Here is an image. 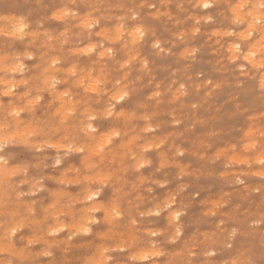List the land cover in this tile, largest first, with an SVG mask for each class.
<instances>
[{
	"label": "rangeland",
	"instance_id": "1",
	"mask_svg": "<svg viewBox=\"0 0 264 264\" xmlns=\"http://www.w3.org/2000/svg\"><path fill=\"white\" fill-rule=\"evenodd\" d=\"M206 1L0 0V264H264V0Z\"/></svg>",
	"mask_w": 264,
	"mask_h": 264
},
{
	"label": "bare ground",
	"instance_id": "2",
	"mask_svg": "<svg viewBox=\"0 0 264 264\" xmlns=\"http://www.w3.org/2000/svg\"><path fill=\"white\" fill-rule=\"evenodd\" d=\"M78 1H79V0H78ZM84 1H86V0H84ZM94 1H95V0H94ZM164 1H166V0H164ZM173 1H174V0H173ZM192 1H193V0H192ZM195 1H196V0H195ZM204 1H206V0H204ZM241 1H242V0H241ZM250 1H252V0H250ZM255 1H256V0H255ZM238 2H240V1H238ZM242 2H243V1H242ZM244 2H245V1H244ZM68 3H69V2H68ZM169 3H170V2H169ZM180 3H181V2H180ZM189 3H190V2H189ZM204 3H207V1L204 2ZM204 3H203V4H204ZM216 3H217V2H216ZM263 3H264V1H263ZM94 4H95V3H94ZM130 4H131V3H130ZM130 4H129V5H130ZM132 4H133V3H132ZM162 4H163V3H162ZM166 4H168V3L166 2L165 5H166ZM194 4H195V3H194ZM201 4H202V3H201ZM217 4H218V3H217ZM225 4H227V3H225ZM257 4H258V2L256 1V5H257ZM259 4H262V3H260V1H259ZM96 5H97V4H96ZM123 5H125V4L123 3ZM199 5H200V4H199ZM208 5H209V4H208ZM241 5H242V3H241ZM256 5H255V3H254V13H252V12H251V13H252L253 15H255V14H257V15H255V17L253 16L254 18H252V15H251V13H250V15H251V21H252V19H253L254 21H255V20L257 21V20H259V19L261 18V20L258 21L259 24H260V21L263 22V21H262V17H263V16H262V17H258V16H259L260 14H264V13L262 12V13L258 14L257 6H256ZM97 6H100V5H97ZM115 6H116V5H115ZM137 6H138V5H137ZM148 6H149V5H148ZM148 6L146 5V7H148ZM179 6H180V5H179ZM234 6H235V5H234ZM245 6H246V5H245ZM249 6H250V5H249ZM259 6H261V5H259ZM89 7H90V6H89ZM113 7H114V6H113ZM140 7H141V6H140ZM149 7H151V6H149ZM175 7H176V6H175ZM252 7H253V5H252ZM69 8H70V7H69ZM116 8H117V6H116ZM202 8H203V7H202ZM231 8H232V7H231ZM238 8H239V7H238ZM258 8H259V7H258ZM62 9H63V8H62ZM118 9H119V8H118ZM165 9H166V8H165ZM259 9H260V8H259ZM60 10H61V9H60ZM71 10H72V9H71ZM148 10H149V9H148ZM234 10H235V9H234ZM245 10H246V9H245ZM255 10L257 11L256 13H255ZM261 10H262V9H261ZM62 11H63V10H62ZM166 11H167V10H166ZM239 11H240V10H239ZM124 12H125V11H124ZM131 12H132V11H131ZM131 12H130V14L133 15V13H131ZM59 13H61V12H59ZM68 13H69V12H68ZM71 13H72V12H71ZM77 13H78V12H77ZM218 13H220V12H218ZM62 14H63V13H62ZM62 14H61V15H62ZM72 14H73V13H72ZM72 14H71V15H72ZM74 14H75V13H74ZM135 14H136V13H135ZM246 14H248V12H247ZM65 15H67V14H65ZM80 15H81V14H80ZM189 15H190V14H189ZM125 16H126V15H125ZM136 16H137V15H136ZM136 16H135V17H136ZM166 16H167V15H166ZM206 16H207V15H206ZM3 17H4V16H3ZM10 17H11V16H10ZM52 17H53V16H52ZM86 17H87V16H86ZM107 17H108V16H107ZM119 17H122V16L120 15ZM129 17H131V16H128V18H129ZM132 17H133V16H132ZM153 17H154V16H153ZM187 17H188V16H187ZM204 17H205V16H204ZM5 18H6V17H5ZM12 18H13V17H12ZM63 18H64V17H63ZM65 18H66V17H65ZM105 18H106V17H105ZM123 18L125 19V17H123ZM123 18H122V19H123ZM128 18H127V19H128ZM233 18H234V17H233ZM242 18H243V17H242ZM55 19H56V18H55ZM77 19H78V18H77ZM86 19H87V18H86ZM89 19H90V18H89ZM98 19H99V18H98ZM110 19H111V18H110ZM119 19L121 20V18H119ZM119 19H118V21H119ZM127 19H125V20H127ZM169 19H170V18H169ZM82 20H83V19H82ZM87 20H88V19H87ZM114 20H115V18H114ZM129 20H130V19H129ZM231 20H232V19H231ZM233 20H234V19H233ZM5 21H6V20H5ZM13 21H14V20H13ZM18 21H19V20H18ZM90 21H91V20H90ZM118 21H117V23H118ZM122 21H124V20H122ZM192 21H193V20H192ZM19 22H20V21H19ZM37 22H38V21H37ZM76 22H77V21H76ZM80 22H82V21H80ZM80 22H79V23H80ZM91 22H92V21H91ZM124 22H125V21H124ZM124 22H123V23H124ZM181 22H182V21H181ZM194 22H195V21H194ZM17 23H18V22H17ZM92 23H93V22H92ZM97 23H98V22H97ZM123 23H122V24H123ZM195 23H196V22H195ZM229 23H231V22H229ZM239 23H240V22H239ZM254 23H255V22H254ZM12 24H13V22H12ZM12 24H11V25H12ZM38 24H39V22H38ZM65 24H66V23H65ZM256 24H257V23H256ZM262 24H263V23H262ZM14 25H15V23H14ZM25 25H26V24H25ZM36 25H37V24H36ZM39 25H40V24H39ZM79 25H80V27H81V24H79ZM85 25H86V24H85ZM112 25H113V24H112ZM120 25H121V24H120ZM126 25H128V24H126ZM231 25H232V24H231ZM250 25H251V24H250ZM257 25H258V24H257ZM263 25H264V24H263ZM2 26H3V25H2ZM4 26H5V24H4ZM16 26H18V25H16ZM19 26L21 27V25H19ZM19 26H18V27H19ZM22 26H23V25H22ZM37 26H38V25H37ZM86 26L88 27L89 25H86ZM86 26H85V27H86ZM107 26H109V25H107ZM116 26H119V23H118V25H116ZM123 26H124V24H123ZM134 26H135V25H134ZM134 26H133V27H134ZM197 26H198V25H197ZM251 26H252V25H251ZM251 26H250V27H251ZM254 26H255V25H254ZM13 27H14L15 29L18 28V27H15V26H13ZM13 27H12V28H13ZM20 27H19V29H21ZM23 27H24V26H23ZM75 27H76V26H75ZM80 27H79V29H80ZM110 27H111V26H110ZM120 27H121V26L118 27L119 30L121 29ZM124 27H125V26H124ZM133 27H131V28H133ZM137 27H139V25H137L136 28H137ZM192 27H193V26H192ZM260 27H261V26H260ZM12 28H11V29H12ZM65 28H66V27H65ZM68 28H69V27H68ZM114 28L116 29V27H114ZM129 28H130V27H129ZM129 28H128L126 31H130L131 29H129ZM11 29H10V30H11ZM23 29H24V28H23ZM23 29H22V30H23ZM71 29H72V28H71ZM109 29H110V28H109ZM133 29H135V28H133ZM139 29H140V28H139ZM193 29L196 30L195 27H194ZM225 29H226V28H225ZM227 29H228V28H227ZM252 29H253V28H252ZM16 30H18V29H16ZM99 30H100V29H99ZM112 30H113V28L111 27L110 31H112ZM119 30H118V31H119ZM135 30H137V29H135ZM141 30H143V29L141 28L139 31H136L137 33H139L138 35H140V33H141L140 31H141ZM191 30H192V29H191ZM220 30H221V29H220ZM223 30H224V29H223ZM253 30H254V29H253ZM261 30H262V29H261ZM11 31L14 33V30H11ZM18 31H19V30H18ZM63 31H64V30H63ZM120 31H122V30H120ZM120 31H119L118 35H119L120 33H122V32H120ZM126 31H125V32L123 31L124 34L122 33V35H123V36H122V39L120 38V40H121V41L123 40L124 43H125V39L127 38V37H126V38L124 37V36H126V34H127ZM143 31H144V30H143ZM147 31H148V30H147ZM225 31H226V30H225ZM246 31H247V29H246ZM254 31H255V30H254ZM8 32H9V31H8ZM20 32H21V31H19V32L15 31V33H17V34L20 33ZM23 32H24V30H23ZM23 32H22V33H23ZM41 32H42V31H41ZM51 32H55V30H54V31H51ZM134 32H135V31H134ZM145 32H146V30H145ZM145 32H144V34H145ZM203 32H204V31H203ZM233 32H234V31H233ZM249 32H251V30H250ZM252 32H253V31H252ZM22 33H21V34H22ZM86 33H87V32H86ZM103 33H104V32H103ZM116 33H117V30H116ZM137 33H136V34H137ZM178 33H179V32H178ZM193 33H194V32H193ZM193 33H192V34H193ZM205 33H206V32H205ZM212 33H213V31H212ZM229 33H230V32H229ZM240 33H241V32H240ZM11 34H12V33H11ZM21 34H20V35H21ZM23 34H24V33H23ZM43 34H44V33H43ZM51 34H55V33H51ZM61 34H62V33H61ZM70 34H71V33H70ZM88 34H89V32H88ZM104 34H105V33H104ZM108 34H110V33L108 32ZM131 34H132V35H131ZM131 34H130V32H129V35L132 36V38H133L134 40L137 41V42H134V44H133V45L135 46V43H139L141 40H139V41L137 40L138 37L135 36V33H134V35H133V33H131ZM208 34H210V32H209ZM232 34H233V33H232ZM12 35H13V34H12ZM20 35H19V36H20ZM118 35H114V36H118ZM142 35H143V34H142ZM142 35H141V37H142ZM242 35H243V34H242ZM261 35H262V34H261ZM0 36H1V35H0ZM15 36H16V35H15ZM21 36H22V35H21ZM103 36H104V35H103ZM119 36H120V35H119ZM133 36H135V37H137V38L135 39V37H133ZM218 36H219V35H218ZM234 36H235V35H234ZM247 36H248V33L246 34V37H247ZM24 37H25V36H24ZM64 37H66V36H64ZM143 37H144V35H143ZM143 37H142V38H143ZM259 37H260V36H259ZM18 38H19V37H18ZM86 38H87V37H86ZM114 38H116V37H114ZM129 38H130V37H129ZM206 38L208 39V37H206ZM241 38H242V37H241ZM48 39H49V38H48ZM87 39H88V38H87ZM130 39H131V38H130ZM133 39H132V41H133ZM139 39H140V38H139ZM32 40H33V39H32ZM120 40L118 41V40L116 39L115 41L120 42ZM217 40H218V39H217ZM261 40H262V39H261ZM55 41H56V40H55ZM79 41H80V40H79ZM82 41H83V40H82ZM127 41H128V40H127ZM127 41H126V42H127ZM132 41H131V43H133ZM155 41H156V40H155ZM205 41H206V40H205ZM255 41H256V40H255ZM258 41H260V40H258ZM102 42H104V41H102ZM118 42H117V43H118ZM152 42H153V41H152ZM121 43L124 45L123 42H121ZM127 43H128V42H127ZM156 43H157V42H156ZM215 43H216V42H215ZM215 43H214V44H215ZM258 43H259V42H258ZM100 44H101V43H100ZM112 44H113V43H112ZM226 44H227V43H226ZM49 45H50V44H49ZM84 45H85V44H84ZM88 45H91V44H87V46L85 45L84 47L87 48ZM120 45H121V44H120ZM131 45H132V44H131ZM131 45H130V47L128 46L129 48H128V47H127V48L130 49V48H131ZM136 45H137V44H136ZM229 45H230V44H229ZM252 45H253V42H252ZM257 45L259 46V44H257ZM92 46H93V45H92ZM99 46H100V45H99ZM101 46H102V45H101ZM110 46H111V45H110ZM124 46H125V45H124ZM153 46L155 47V45H153ZM208 46H209V45H208ZM250 46H251V45H250ZM261 46H262V45H261ZM93 47L96 48L95 45H94ZM102 47H104V46H102ZM120 47H121V46H120ZM236 47H237V46H236ZM77 48H78V47H77ZM125 48H126V47H125ZM71 49H72V48H71ZM71 49H70V50H71ZM87 49H88V48H87ZM110 49H111V48H110ZM110 49H108V50H110ZM160 49H161V48H160ZM227 49H228V48H227ZM248 49H249V47H248ZM248 49H247V50H248ZM263 49H264V48H263ZM29 50H30V49H29ZM77 50H78V49H77ZM101 50H102V49H101ZM101 50H99V51L101 52ZM136 50H138V49H136ZM93 51H94V50H92V52H93ZM95 51H96V50H95ZM102 51H103V50H102ZM112 51H113V50H112ZM124 51H127V49H126V50L124 49ZM128 51L131 52V50H128ZM183 51H186V49L183 50ZM187 51H188V50H187ZM187 51H186V52H187ZM237 51L239 52V50H237ZM252 51H253V47H252ZM252 51H250V52H249L250 54H248V56H247V59H248V60H249V58H251V56L255 55V53H254L255 50H254L253 52H252ZM72 52H73V51H72ZM86 52H87V51L85 50V53H86ZM92 52H90V53H92ZM100 52H98V54H99ZM13 53H14V52H13ZM61 53H62V52H61ZM74 53H75V52H74ZM82 53H83V52H82ZM95 53H96V52H95ZM110 53H111V52H110ZM131 53H133V52H131ZM135 53H136V52H135ZM135 53H134V54H135ZM187 53H188V52H187ZM190 53H191V52H190ZM190 53H189V54H190ZM211 53H212V52H211ZM230 53H231V52H230ZM245 53H246V52H245ZM257 53H258V52H257ZM75 54H77V53H75ZM86 54H87V53H86ZM96 54H97V53H96ZM111 54H112V53H111ZM157 54H158V53H157ZM180 54H181V53H180ZM191 54H192V53H191ZM237 54H238V53H237ZM15 55H16V54H15ZM17 55H19V54L17 53ZM21 55H22V54H21ZM25 55H26V54H25ZM78 55L80 56L81 54L79 53ZM104 55H105V54H104ZM106 55H107V54H106ZM106 55H105V56H106ZM109 55H110V54H109ZM132 55H133V54H132ZM230 55H231V54H230ZM243 55H244V54H243ZM263 55H264V54H263ZM6 56H7V55H6ZM128 56H129V54H128ZM133 56H134V55H133ZM235 56H236V55H235ZM2 57H3V56H2ZM50 57H51V56H50ZM97 57H99V56H97ZM103 57H104V56H102V59H106V58H103ZM106 57H108V56H106ZM236 57H237V56H236ZM242 57H243V56H242ZM248 57H249V58H248ZM54 58H57V57H54ZM99 58H101V56H100ZM129 58H130V59L132 58L131 55L129 56ZM234 58H235V57H234ZM254 58H255V57H254ZM49 59H50V58H49ZM132 59H133V58H132ZM45 60H46V59H45ZM143 60L145 61V59H143ZM231 60H232V57H231ZM260 60H262V59H260ZM37 61H38V60H37ZM49 61H50V60H49ZM51 61H52V60H51ZM54 61H55V60H54ZM92 61H93V60H92ZM132 61H133V60H132ZM135 61H136V60H135ZM140 61H141V60H140ZM3 62H4V61H3ZM62 62H63V61H62ZM75 62H77V61L75 60ZM126 62H127V61H126ZM254 62H256V61H254ZM17 63H18V62H17ZM51 63H53V62H51ZM113 63H115V62H113ZM133 63H134V62H133ZM247 63H248V62H247ZM252 63H253V62H252ZM257 63H258V62H257ZM65 64H66V63H65ZM76 64L79 65L78 62H77ZM103 64H104V63H103ZM255 64H256V63H255ZM15 65H16V64H15ZM15 65H14V66H15ZM50 65H52V64H50ZM88 65H90V64H88ZM250 65H253V64L250 63ZM23 66H24V64H23ZM66 66H67V65H66ZM118 66H119V65H118ZM259 66H260V65H259ZM73 67H74V66H71V70H74V72H75L77 69H74ZM99 67H100V66H99ZM102 67H103V66H102ZM102 67H101V68H102ZM125 67H126V65H125ZM128 67H129V66H128ZM223 67H224V66H223ZM256 67H257V66H256ZM46 68H48V67H46ZM51 68H52V70L54 69L53 67H51ZM55 68H56V67H55ZM75 68H76V67H75ZM120 68H121V67H120ZM250 68H251V67H250ZM250 68H249V69H250ZM12 69H13V68H12ZM104 69H105V68H104ZM104 69H103V71H101V72H104ZM251 69H252V68H251ZM255 69H257V68H255ZM47 70H48V69H47ZM67 70L69 71L70 69H67ZM78 70L80 71L79 68H78ZM83 70H84V69H83ZM83 70H81V71H83ZM99 70H101V69H99ZM99 70H96V71H99ZM105 70H106V69H105ZM113 70H114V69H113ZM11 71H13V70H11ZM18 71H19V70H18ZM18 71H17V72H18ZM44 71H46V69H45ZM68 71H67V72H68ZM127 71H128V70H127ZM127 71H126V72H127ZM173 71H174V70H173ZM20 72H21V71H20ZM46 72H47V71H46ZM48 72H49V71H48ZM71 72L73 73V71H71ZM71 72H70V73H71ZM94 72H95V71H94ZM94 72H93V73H94ZM105 72H106V71H105ZM18 73H19V72H18ZM43 73H44V72H43ZM52 73H53V72H52ZM78 73H79V72H78ZM96 73H97V72H96ZM99 73H100V71H99ZM40 74H41V72H40ZM126 74H128V73H126ZM252 74H253V73H252ZM259 74H260V73H259ZM17 75H18V74H17ZM43 75H44V74H43ZM97 75H98V74H97ZM101 75H102V73H101ZM94 76H96V75H94ZM103 76H104V74H103ZM105 76H106V75H105ZM36 77H37V76H36ZM40 77H44V76L40 75V76L38 77V79H39ZM71 77H72V76H71ZM87 77H88V78H91V77H89V76H87ZM3 78H4V77H3ZM45 78H46V77H45ZM77 78H78V77H77ZM84 78H85V77H84ZM50 79H51V81H52V78H50ZM93 79H94V78H93ZM115 79H116V78H115ZM120 79H121V78H120ZM263 79H264V78H263ZM4 80H5V79H4ZM23 80H24V79H23ZM23 80H21L22 83H25V81H23ZM30 80H31L32 82L34 81L32 78H31ZM35 80H36V79H35ZM105 80H106V78H104V81H105ZM8 81H9V80H8ZM31 81H30V82H31ZM41 81H42V80H41ZM53 81H54V80H53ZM80 81H81V80H80ZM98 81H99V80H98ZM124 81H125V80H124ZM35 82H37V81H35ZM81 82H82V81H81ZM81 82H80V83H81ZM126 82H127V81H126ZM263 82H264V80H263ZM2 83H3V82H2ZM11 83L13 84V82H11ZM11 83H7V84L4 83V85H5V84L8 85V84H11ZM14 83H15V82H14ZM18 83H19V82H18ZM26 83H27V82H26ZM51 83H52V82H51ZM55 83H56V82H55ZM77 83H78V85H79V82H77ZM105 83H106V82H105ZM15 84H16V83H15ZM38 84H39V82H38ZM38 84H36L37 87H39ZM42 84H43V82H42ZM103 84H104V82H103ZM213 84H214V83H213ZM217 84H219V83H217ZM2 85H3V84H2ZM16 85H17V84H16ZM20 85H22V84H20ZM20 85H19V86H20ZM52 85H53V83H52ZM98 85H99V86H102L101 84H98ZM17 86H18V85H17ZM19 86H18V87H19ZM53 86H54V85H53ZM197 86H198V85H197ZM201 86H202V85H201ZM11 87H12V86H11ZM55 87H56V86H55ZM85 87H86V86H85ZM94 87H95V86H94ZM210 87H211V86H210ZM40 88H42V87H40ZM117 88H118V87H117ZM122 88H123V87H122ZM197 88H198V87H197ZM2 89H3V88H2ZM64 89H65V88H64ZM123 89H124V88H123ZM88 90H89V89H88ZM91 90H95V88L93 89V88L91 87ZM115 90H116V89H115ZM10 91H11V90H10ZM10 91H9V93H10ZM119 92H120V91H119ZM157 92H158V91H157ZM182 92H183V91H182ZM64 93H66V92H64ZM96 93H97V92H96ZM122 93H123V92H122ZM122 93H121V94H122ZM153 93H155V92H153ZM185 93H186V92H185ZM2 94H3V92L1 93V95H2ZM26 94H27V93H26ZM78 94H79V93H78ZM108 94H109V92H108ZM205 94H206V93H205ZM7 95H8V94H7ZM56 95H57V94H56ZM58 95H59V94H58ZM64 95H65V94H64ZM109 95H110V94H109ZM114 95H115V94H114ZM117 95H118V94H117ZM122 95H123V94H122ZM8 96L10 97V96H11V93H10V95H8ZM24 96H25V95H24ZM79 96H80V95H79ZM110 96L114 98V96H112V95H110ZM119 96H120V95H119ZM119 96H118V97H119ZM126 96H127V95H126ZM173 96H174V95H173ZM118 97H117V98H118ZM263 97H264V95H263ZM42 98H43V97H42ZM70 98H71V97H70ZM117 98H114V99L117 100ZM176 98H177V97H176ZM110 99H111V98H110ZM47 100H48V99H47ZM57 100H58V99H57ZM57 100H56V101H57ZM60 100H61V99H60ZM69 100H70V99H69ZM102 100H103V99H102ZM111 100H112V99H111ZM54 101H55V100H54ZM58 101H59V100H58ZM58 101H57V103H58ZM117 101H118V100H117ZM119 101H120V100H119ZM115 102H116V101H115ZM115 102H114V103H115ZM173 102H174V101H173ZM30 104H31V103H30ZM30 104H29V105H30ZM52 105H53V104H52ZM70 105H71V104H70ZM76 105H77V104H76ZM76 105H73V107L76 106ZM195 105H196V104H195ZM29 107H30V106H29ZM50 107H51V104H50ZM13 108H14V107H13ZM90 108H91V107H90ZM142 108H143V107H142ZM36 109H37V108H36ZM73 109H75V108H73ZM91 109H93V108H91ZM99 109H100V108H99ZM107 109H108V108H107ZM55 110H56V109H55ZM84 110H85V108H84ZM13 111H14V110H13ZM13 111H11V112H13ZM68 111H69V110H67V112H68ZM107 111H108V110H107ZM53 112H54V111H53ZM65 112H66V111H65ZM67 112H66V113H67ZM108 112H109V111H108ZM168 112H169V111H168ZM63 113H64V112H63ZM171 113H172V112H171ZM185 114H186V113H185ZM15 115H17V114H15ZM62 115H66V114H62ZM62 115H61V117H66V116H62ZM25 116H26V115H25ZM106 116H107V115H106ZM115 116H116V115H115ZM170 116H171V115H170ZM31 117H32V116H31ZM258 117H260V116H258ZM24 118L26 119V117H24ZM193 118H194V117H193ZM63 119H64V118H63ZM67 119H68V118H67ZM67 119H66V120H67ZM250 119H251V117H250ZM81 120H82V119H81ZM255 120H256V119H255ZM248 121H249V120H248ZM259 121H260V120H259ZM116 122H117V121H116ZM195 122H196V121H195ZM70 123H71V122H70ZM258 123H259V122H258ZM79 124H80V123H79ZM175 124H176V123H175ZM171 125H173V124H171ZM262 125H263V124H262ZM155 126H156V125H155ZM255 126H256V125H255ZM11 127H12V126H11ZM59 127H60V126H59ZM88 128H89V127L87 126L86 129L88 130ZM157 128H158V127H157ZM42 129H43V128H42ZM89 129H90V131L93 130V128H89ZM238 129H239V128H238ZM95 130H96V129H95ZM248 130H251V129H248ZM248 130H247L246 132H248ZM28 131L30 132V130H28ZM82 131H83V130H82ZM88 131H89V130H88ZM244 131H245V130H244ZM12 132H13V131H12ZM26 132H27V131L25 130V131L23 132V135H24V133H26ZM111 132H112V131H111ZM131 132H132V131H131ZM216 132H217V131H216ZM246 132H245V134H246ZM88 133H89V132H88ZM106 133H107V132H106ZM117 133H118V132H117ZM21 134H22V133H21ZM29 134H31V133H29ZM34 134H35V133H34ZM34 134H33V135H34ZM102 134H103V133H102ZM108 134H109V132H108ZM247 134H248V133H247ZM27 135H28V134H27ZM110 135H111V133H110ZM249 135H252V134L250 133ZM8 136L10 137L11 135H8ZM64 137H65V136H64ZM102 137H103V135H102ZM104 137H105V136H104ZM1 138H2V137H1ZM145 138H146V137H145ZM65 139H66V138H65ZM154 139H155V138H154ZM239 139H240V138H239ZM82 140H83V139H82ZM101 140H102V139H101ZM103 140L105 141L106 139L103 138ZM131 140H132V139H131ZM4 141H5V139H4ZM40 141H41V140H40ZM60 141H61V140H60ZM0 142H1V141H0ZM247 142H248V141H247ZM252 142H253V141H252ZM252 142H251V143H252ZM254 142H255V141H254ZM106 143H109V142L107 141ZM106 143H104V144H106ZM146 143H147V142H146ZM160 143H161V142H160ZM249 143H250V142H249ZM16 144H17V143H16ZM53 144H54V143H53ZM99 144H100V143H99ZM101 144H103V141L101 142ZM127 144H128V143H127ZM6 145H7V144H6ZM54 145L59 147L60 144L57 143V145H56V144H54ZM54 145H53V147H54ZM114 145H115V144H114ZM242 145H243V144H242ZM3 146H4V145H3ZM3 146H2V147H3ZM48 146H49V145H48ZM62 146H63V145H62ZM112 146H113V145H112ZM141 146H142V145H141ZM245 146H246V145H245ZM247 146H248V145H247ZM253 146H254V145H253ZM78 147H79V146H78ZM78 147H77V148H78ZM116 147H117V146H116ZM232 147H233V146H232ZM62 148L64 149L65 147L63 146ZM68 148H69V147H68ZM246 148H247V147H246ZM78 149H79V148H78ZM78 149H77V150H78ZM116 149H117V148H116ZM174 149H175V148H174ZM229 149H230V148H229ZM239 149H241V148H239ZM58 150H59V149H58ZM65 150H66V149H65ZM70 150H71V149H70ZM80 150H81V149H80ZM95 150H96V149H93L94 153H95ZM222 150H224V149H222ZM232 150H233V149H232ZM75 151H76V150H75ZM101 151H102V150H101ZM143 151H144V150H143ZM233 151H234V150H233ZM242 151H243V150H242ZM77 152L79 153V151H77ZM102 152H103V151H102ZM112 152H113V151H112ZM113 153H114V152H113ZM219 153H221V152L219 151ZM230 153H231V152H230ZM247 153H248V152H247ZM64 154H65V153H64ZM97 154H98V153H97ZM110 154H111V153H110ZM111 155H112V154H111ZM201 155H202V154H201ZM231 155H232V154H231ZM238 155H239V154H238ZM240 155H242V154H240ZM47 156H48V155H47ZM56 156H57V155H56ZM0 157H1V156H0ZM79 157H80V156H79ZM123 157H124V156H123ZM131 157H132V156H131ZM258 157H260V156L258 155ZM89 158H90V157H89ZM89 158H88V160H89L90 162L93 163V161H91ZM105 158H106V157H105ZM210 158H212V157H210ZM213 158H214V157H213ZM245 158H246V157H245ZM2 159H3V158H2ZM113 159H114V158H113ZM232 159H233V158H232ZM234 159H235V158H234ZM234 159H233V160H234ZM257 159H258V158H257ZM259 159H260V158H259ZM52 160H53V157H52ZM56 160H57V159H56ZM56 160H55V161H56ZM236 160H239V159H236ZM246 160H247V159H246ZM37 161H38V160H37ZM53 161H54V160H53ZM80 161H81V160H80ZM105 161H106V159H105ZM113 161H114V160H113ZM140 161H141V160H140ZM224 161H225V160H224ZM239 161H240V160H239ZM86 162H88V161L86 160ZM90 162H88V163H90ZM172 162H173V161H172ZM229 162H230V161H229ZM232 162H233V161H232ZM0 163H1V162H0ZM94 163H95V162H94ZM101 163H102V162H101ZM224 163H225V162H224ZM226 163H227V162H226ZM245 163H246V162H245ZM245 163H244V164H245ZM1 164H2V163H1ZM5 164H6V163H5ZM235 164H237V163H235ZM239 164H240V163H239ZM251 164H252V163H251ZM256 164H257V163H256ZM6 165H7V164H6ZM51 165H52V164H51ZM137 165H138V164H137ZM181 165H182V164H181ZM187 165H188V164H187ZM223 165H224V164H223ZM262 165H263V164H262ZM70 166H71V165H70ZM259 166H260V165H259ZM2 168H3V167H2ZM4 168H5V167H4ZM78 168H79V167H78ZM175 168H176V167H175ZM98 169H99V168H98ZM162 169H163V168H162ZM19 170H20V169H19ZM24 170H25V169H24ZM87 170H88V168H87ZM109 170H110V169H109ZM109 170H108V171H109ZM176 170H177V169H176ZM0 171L2 172L3 170L0 169ZM81 171H82V170H81ZM85 171H86V170H84V172H85ZM90 171H91V170H90ZM238 171H239V170H238ZM3 172H5V171H3ZM8 172H9V171H8ZM8 172H7V173H8ZM10 172H11V171H10ZM10 172H9V173H10ZM100 172H101V171H100ZM186 172H187V171H186ZM91 173H92V172H91ZM97 173L99 174V172H97ZM261 173H262V172H261ZM261 173H260V174H261ZM10 174H11V173H10ZM20 174H22V173H20ZM57 174H58V173H57ZM62 174H63V173H62ZM202 174H203V173H202ZM235 174H236V173H235ZM251 174H252V173H251ZM84 175H85V173H84ZM217 175H218V174H217ZM262 175H263V174H262ZM14 176H15V175H14ZM22 176L24 177V175H22ZM40 176H41V175H40ZM205 176H206V175H205ZM220 176H221V174H220ZM227 176H228V175H227ZM227 176H226V177H227ZM254 176H255V175H254ZM259 176H260V175H259ZM8 177H10V176H8ZM97 177H99V176H97ZM97 177H96V178H97ZM41 178H42V177H41ZM41 178H40V179H41ZM94 178H95V177H94ZM21 179H22V178H21ZM87 179H88V177H87ZM122 180H123V179H122ZM36 181H37V180H36ZM36 181H35V182H36ZM230 181H231V180H230ZM55 182H56V181H55ZM18 184H19V183H18ZM23 184H24V183H23ZM69 184H70V183H69ZM72 184H73V183H72ZM89 184H90V183H89ZM98 184H99V183H98ZM101 184H103V183H101ZM161 184H162V183H161ZM163 184H164V183H163ZM15 186H16V185H15ZM88 186H89V185H88ZM103 186H104V185H103ZM156 186H157V185H156ZM258 186H260V185H258ZM16 187H17V186H16ZM64 187H65V186H64ZM121 188H122V187H121ZM248 188H249V187H248ZM25 189H26V188H25ZM38 190H39V188H38ZM99 190H100V189H99ZM234 190H235V189H234ZM97 192H98V191H97ZM97 192H96V193H97ZM113 192H114V191H113ZM0 193H1V192H0ZM23 193H25V192H23ZM72 193H73V192H72ZM94 193H95V192H94ZM76 194H78V193H76ZM227 194H228V193H227ZM227 194H226V195H227ZM29 195H30V194H29ZM31 195H32V193H31ZM31 195H30V196H31ZM95 195H96V194H95ZM95 195H94V196H95ZM27 196H28V195H27ZM27 196H26V197H27ZM223 196H225V195L223 194ZM21 197H22V196H21ZM35 197H36V196H35ZM115 197H116V196H115ZM86 198H87V197H86ZM90 198H91V197H90V195H89V196H88V199H90ZM113 199H114V198H113ZM172 199H173V198H172ZM204 199H205V198H204ZM204 199H203V200H204ZM0 200H3V198L0 199ZM62 200H63V199H62ZM64 200H65V199H64ZM262 200H263V199H262ZM86 201H87V199H86ZM149 201H150V200H149ZM211 201H212V200H211ZM35 202H36V201H35ZM75 202H76V201H75ZM90 202H91V201H90ZM92 202H93V201H92ZM204 202H205V201H204ZM33 203H34V202H33ZM76 203H79V202L77 201ZM166 203H167V202H166ZM205 203H206V202H205ZM207 203H208V202H207ZM2 204H3V203H2ZM10 204H11V203H10ZM19 204H20V203H19ZM72 204H73V203H72ZM74 204H75V203H74ZM110 204H111V203H110ZM70 205H71V204H70ZM95 205H96V204H95ZM172 205H173V204H172ZM218 205H219V204H218ZM71 206H72V205H71ZM168 206H169V204H168ZM5 207H6V206H5ZM12 207H14V206H12ZM68 207H69V205H68ZM72 207H73V206H72ZM111 207H113V206H111ZM156 207H157V206H156ZM96 208H99V207H95V208H94L93 206H90L87 210L84 211L83 218H84L85 220H87V218H86L87 216L85 217V215H86L85 212L88 213V211H91V210L93 211V210L96 209ZM100 208L103 209L102 206H100ZM115 208H116V206H115ZM117 208H118V207H117ZM117 208H116V210H117ZM126 208H127V207H126ZM128 208H129V207H128ZM208 208H209V207H208ZM63 209H64V208H63ZM101 209H100V210H101ZM104 209H105V208H104ZM236 209H237V208H236ZM72 210H73V209H72ZM116 210H114V211H116ZM4 211H5V210H4ZM27 211H28V210H27ZM94 211H95V210H94ZM98 211H99V209H98ZM110 211H111V213H112V210H110ZM155 211H156V210H155ZM204 211H205V210H204ZM6 212H7V211H6ZM10 212H11V210H10ZM78 212H79V211H78ZM118 212H120V211H118ZM118 212H117V213H118ZM201 212H202V211H201ZM215 212H216V211H215ZM19 213H20V212H19ZM73 213H74V211H73ZM105 213H106V209H105V211H104V214H105ZM113 213H114V212H113ZM117 213L115 212L114 215L117 214ZM149 213H150V212H149ZM149 213H148V214H149ZM204 213H205V212H204ZM216 213H217V212H216ZM34 214H35V213H34ZM77 214H78V213H77ZM118 214H119V213H118ZM118 214H117V215H118ZM146 214H147V213H146ZM151 214H152V213H151ZM182 214H183V213H182ZM213 214H214V213H213ZM213 214H212V215H213ZM7 215H9V214H7ZM78 215H79V214H78ZM105 215H109V214L106 213ZM207 215H208V214H207ZM56 216H57V215H56ZM65 216L67 217V214H66ZM109 216H110V215H109ZM118 216H119V215H118ZM224 216H225V215H224ZM52 217H53V216H52ZM74 217L76 218L77 216L74 215ZM111 217H112V215H111ZM170 217H171V216H170ZM257 217H258V216H257ZM261 217H262V216H261ZM261 217H260V218H261ZM67 218H68V217H67ZM88 218H90V217H88ZM114 218H115V216H114ZM174 218H176L175 215H174ZM53 219H54V217H53ZM92 219H93V218H92ZM168 219L170 220V218H168ZM177 219H178V218H177ZM81 220H82V219H81ZM81 220H80V221H81ZM174 220H175V219H174ZM103 221H104V220H103ZM65 223H66V222H65ZM94 223H95V222H94ZM136 223H137V222H136ZM136 223H135V224H136ZM217 223H218V222H217ZM220 223H221V222H220ZM251 223H252V222H251ZM111 224H112V223H111ZM111 224H110V226H111ZM114 224H115V223H114ZM114 224H112V225L114 226ZM258 224H259V223H258ZM90 225H92V224H90ZM115 225H116V224H115ZM133 225H134V223H133ZM78 226H79V225H78ZM113 226H112V227H113ZM61 227H63V226H61ZM61 227H59V228H61ZM79 227H82V226H79ZM79 227H78L77 229H78V230H79V229L81 230L82 228H79ZM83 228L85 229L84 226H83ZM120 228H121V227H120ZM56 229L58 230V228H56ZM175 229H176V228H175ZM13 230H14V229H13ZM16 230H17V229H16ZM176 230H177V229H176ZM87 231H88V230H87ZM128 231H129V230H128ZM163 231H164V230H163ZM17 232H18V231H17ZM51 232H53V231H51ZM54 232H55V231H54ZM54 232H53V234H54ZM57 232H58V231H57ZM114 232H115V231H114ZM135 232H136V231H135ZM135 232H133V233H135ZM144 232H145V231H144ZM11 233H12V231H11ZM11 233H10V234H11ZM49 233H50V232H49ZM55 233H56V232H55ZM100 233H101V232H100ZM116 233H117V232H116ZM179 233H180V232H179ZM10 234H9V235H10ZM51 234H52V233H51ZM98 234H99V233H98ZM235 234H236V232H235ZM11 235H12V234H11ZM136 235H137V234H136ZM136 235H135V236H136ZM176 235H177V234H176ZM6 236H7V235H6ZM107 236H108V235H106V237H107ZM112 236H113V235H112ZM125 236H127V234H126ZM125 236H124V237H125ZM177 236H178V235H177ZM69 237H70V236H69ZM98 237H99V236H98ZM109 237H111V236H109ZM174 237H175V236H174ZM8 238H9V237H8ZM71 238H72V236H71ZM111 238H112V237H111ZM118 238H119V237H118ZM134 238H135V237H134ZM227 238H228V237H227ZM9 239H10V238H9ZM28 240H29V239H28ZM68 240H69V239H68ZM68 240H66V241H68ZM108 240H109V239H108ZM113 240H114V239H113ZM121 240H123V239H121ZM8 241H9V240H8ZM119 241H120V240H119ZM126 241H127V240H126ZM222 241H223V240H222ZM59 242H60V241H59ZM59 242H58V243H59ZM130 242H131V241H130ZM147 242H148V241H147ZM82 243H83V242H82ZM170 243H171V242H170ZM65 244H66V243H65ZM121 244H122V243H121ZM132 244H133V243H132ZM150 244H151V243H150ZM7 245H8V244H7ZM7 245H4V246L7 247ZM51 245H52V244H51ZM151 245H152V244H151ZM156 245H157V244H156ZM4 246H3V247H4ZM83 246H84V245H83ZM263 246H264V245H263ZM127 247H128V246H127ZM152 248H153V247H152ZM120 249H121V248H120ZM0 250H3V249H0ZM4 250H5V249H4ZM8 250H9V249H8ZM115 250H116V249H115ZM144 250H145V249H144ZM101 251H103V250H101ZM135 251H136V250H135ZM151 251H152V250H151ZM152 252H154V251H152ZM138 253H140V252H138ZM155 253H156V252H155ZM155 253H154V254H155ZM140 254H141V253H140ZM140 254H139V256L142 255V254H141V255H140ZM156 254H158V253H156ZM207 254H208V253H207ZM241 254H242V253H241ZM159 255H160V254H159ZM142 256H143V255H142ZM156 256H157V255H156ZM148 257H149V256H148ZM106 258H108V256H107ZM128 258H129V257H128ZM170 258H171V257H170ZM235 258H236V257H235ZM246 258H247V257H246ZM22 259H23V258H22ZM134 259H135V258H134ZM136 259L138 260V258H136ZM139 260H140V259H139ZM139 260H138V261H139ZM231 260H232V259H231ZM235 260H236V259H235ZM61 261H62V260H61ZM66 261H67V260H66ZM2 262H3V261H2ZM86 262H87V261H86ZM100 262H101V261H100ZM206 262H207V261H206ZM0 263H1V262H0ZM87 263H88V262H87ZM240 263H241V262H240ZM121 264H122V263H121ZM210 264H211V263H210ZM235 264H236V263H235ZM237 264H238V263H237Z\"/></svg>",
	"mask_w": 264,
	"mask_h": 264
},
{
	"label": "snow or ice",
	"instance_id": "3",
	"mask_svg": "<svg viewBox=\"0 0 264 264\" xmlns=\"http://www.w3.org/2000/svg\"><path fill=\"white\" fill-rule=\"evenodd\" d=\"M204 7L207 8V7H209V5H208L207 3H205V4H204ZM261 8L264 9V3L261 4ZM137 31H139V30H137ZM92 50H93L92 47H90V48H88L86 51L91 52ZM66 95H67V94H66ZM124 95H126V93H125ZM124 95L119 96L118 99L123 100V99H124ZM111 114H112V113H111V111L109 110L108 115H111ZM89 127H91V126L89 125ZM117 134H118V133H117ZM59 162H60V161L57 160V163H59ZM117 214H118V213H117ZM176 215L179 216V213H176ZM84 231L86 232V231H87V228H85Z\"/></svg>",
	"mask_w": 264,
	"mask_h": 264
}]
</instances>
